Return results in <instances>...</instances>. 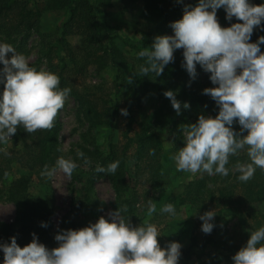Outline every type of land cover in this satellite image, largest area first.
<instances>
[{
	"label": "clouds",
	"instance_id": "9594fccd",
	"mask_svg": "<svg viewBox=\"0 0 264 264\" xmlns=\"http://www.w3.org/2000/svg\"><path fill=\"white\" fill-rule=\"evenodd\" d=\"M221 8L226 20L235 17L242 23L221 27L217 20V10ZM169 27L173 35L156 36L150 48L144 47L137 53L145 60L139 74L162 75L164 68L173 62L174 52L182 49L181 67L190 78H195L197 65L210 73L213 87L204 88L202 94L208 95L218 107L214 117L199 115L195 123L181 129L184 146L172 157L177 171L228 176L229 157L246 150L249 162H237L233 170L239 174V181H249L257 168L264 170V51L261 50L264 36L250 42L254 28L264 31V3L198 0L195 6L185 5L182 17ZM0 65V85H3L0 89V146H10V138L18 126L27 133L53 128L71 89H61L58 75L30 66L27 57L2 41ZM127 82H132L131 76ZM163 95L178 115L182 107H190L187 102L181 104L173 90ZM120 113L128 115L126 109H121ZM234 123L240 126L239 132L234 130ZM0 152L7 154L4 147H0ZM77 156L83 159L85 166L91 164L83 152L78 151ZM119 163L113 161L106 168L97 165L95 171L114 174ZM77 167L72 159L59 157L53 167L45 165L41 175L52 178L60 172L71 178ZM155 211L149 199L148 215ZM161 211L176 215L171 203L165 204ZM126 212L124 205L110 211L107 219L100 216L86 227L60 230L54 236L58 246L51 249L40 243L35 233L23 247L11 237L10 242L0 243L3 253L0 264H178L182 245L173 241L161 247L157 240L158 227L147 221L134 227L129 217L122 215ZM216 215L215 210H209L198 217L203 233L212 232ZM46 226L41 223V227ZM231 260L232 264H264V227L250 232L246 243Z\"/></svg>",
	"mask_w": 264,
	"mask_h": 264
},
{
	"label": "trees",
	"instance_id": "16d2710c",
	"mask_svg": "<svg viewBox=\"0 0 264 264\" xmlns=\"http://www.w3.org/2000/svg\"><path fill=\"white\" fill-rule=\"evenodd\" d=\"M109 7L119 8L124 13L128 9L126 0H103ZM140 17L152 25V29L141 31V45L150 48L156 36H163L171 29L170 23L182 17L184 6H195L198 0H139ZM251 4L259 5L264 0H249ZM119 6V7H118ZM63 12L64 19L60 22L53 33L42 34V53L45 56L47 71L55 73L60 78L61 89L70 88V97L78 104V111L86 124V134L89 135V149L81 148L91 164L88 166L86 183L92 185L96 179L105 177L110 182L115 200L113 207L119 210L127 206V212L123 216L129 217L132 222L135 219L137 205L140 200L137 181L139 177L146 178L143 183L151 185L155 190L163 191V147L158 136V128H175L177 125L195 123L199 115L214 117L218 112L215 102L208 96L202 94L204 88L213 87L210 83H203L202 73L205 72L197 65L195 78H190L184 68L182 49L174 52V60L165 68L162 75L154 77L141 76L139 69L145 64L143 58H129L114 44L113 37L107 43L100 41V30L97 14L93 0H43L41 8L31 6L28 0H0V34L6 36L24 34L28 31L40 30V17L42 12ZM217 20L221 27H229L231 23L242 21L234 17L231 21L225 19L223 8L217 10ZM264 36V31L254 28L250 42H256L257 38ZM79 37L75 46L71 38ZM261 50L264 51L261 47ZM114 66L117 74L125 79L126 70L124 65L130 66L134 84H127L128 95L123 108L128 115L124 136L136 127L132 136L120 150H112L109 146L105 152L95 142L97 130L113 124V115L120 111L121 107L115 103L113 109L108 99L103 98L101 92L90 93L88 88L80 85L75 87L74 74L76 71H84L93 66L97 70H103L108 66ZM2 67V65H0ZM72 73V75H71ZM3 85H0V89ZM173 90L176 99L183 104L187 102L188 109L181 108L178 115L171 107L170 100L163 93ZM148 99L153 100L151 110L145 107ZM109 113V115H108ZM235 131H240V126L233 124ZM61 122L58 114L51 129H40L34 133H27L23 127L18 126L15 134L22 140V150L19 155H10L0 152V184L5 182L12 170L14 163L19 164L20 176L1 189V195L14 203L16 207L15 217L12 222H0V243L10 242L15 237L20 247L27 245L35 233L38 241L49 249L57 247L58 243L52 233L51 214L53 211V198L50 194L43 192L33 195L29 191L30 178L28 174L42 172L44 166L49 168L55 165L57 158L62 157L59 147V134ZM243 134H246L243 133ZM85 139V138H84ZM184 146L183 134H179L176 145ZM134 147V148H133ZM131 148L132 151H131ZM150 154V153H153ZM127 154L129 158L126 157ZM83 160V159H82ZM119 161V167L114 174L97 173V165L107 167L113 161ZM128 162L130 164H128ZM249 162L246 150L238 152L229 157V175L222 177L218 184L208 185L207 176H198L184 185L183 193L170 195L165 202H186L196 205L198 208L230 210L238 219L241 229L244 231L247 224L245 208L249 205L264 202V170L256 169L254 176L247 182L237 179L239 175L233 168L237 163ZM218 175V174H217ZM216 176V175H215ZM214 176V177H215ZM209 177H207L208 180ZM158 191V190H157ZM147 194H142L146 198ZM87 198V196L85 197ZM88 199V198H87ZM209 207V208H207ZM46 227H41V223ZM90 221H67L64 219L62 228L79 229L86 227ZM212 243L211 239H206ZM235 253L223 255L231 260ZM184 261L193 256L190 248L181 250Z\"/></svg>",
	"mask_w": 264,
	"mask_h": 264
},
{
	"label": "rangeland",
	"instance_id": "374dc122",
	"mask_svg": "<svg viewBox=\"0 0 264 264\" xmlns=\"http://www.w3.org/2000/svg\"><path fill=\"white\" fill-rule=\"evenodd\" d=\"M31 6L41 8L43 0H28ZM95 11L97 14L100 30V41L107 43L112 38L114 44L117 45L125 55L129 58L137 57V53L145 46L141 45V31L152 29V25L147 23L140 17L139 0H126L128 9L122 13L119 8L106 6L103 0H93ZM119 7V6H118ZM64 19L63 12H42L40 17V30L28 31L24 34L6 36L0 34V41L11 44L18 53L28 58L30 66L37 70H46V60L42 49V34L53 33L60 22ZM165 35H173L172 29ZM79 37L71 38L72 44L75 46L79 42ZM264 50V45H261ZM148 48V47H145ZM10 56L11 54H7ZM126 70L125 79L117 74L114 66H108L103 70H97L93 66L88 67L84 71H76L74 74L75 87L88 88L90 93L101 92L103 98L108 99L111 109L115 103L124 109L128 90L127 84L133 85L134 79L130 73V66L124 65ZM72 75V73H71ZM210 73L203 72L201 77L203 83H210ZM132 77V82L128 83V77ZM82 84L83 88L80 86ZM145 107L151 110L153 100L148 99L144 103ZM109 115V113H108ZM58 117L61 122V130L59 134V147L62 151V157L72 159L79 167H77L71 178L57 172L56 176L49 178L30 172L29 191L33 195H39L46 192L53 198V211L51 214L52 233L56 235L62 228L64 219L67 221L86 220L95 223L100 216L108 218L110 211H115L113 202L115 200L114 190L105 177L95 180L92 185L86 183L88 166L84 165L83 160L77 156V152H82L81 148H90L88 142L89 135L86 134V124L79 115L78 104L72 97L68 96L64 107L59 110ZM113 124L97 130L95 142L98 147L107 152L110 147L119 154L122 147L127 142V138L132 136L137 130L135 126L124 136L126 130L127 117L121 115L120 111L113 115ZM179 125L175 128L161 127L158 128V136L161 141L162 151V168H163V191L157 190L151 185L143 183L146 178L139 177L137 185L139 189L140 200L137 205L135 219L132 225H143L145 221L152 223L158 227L160 235L157 237L161 247L168 242H179L181 250L193 252V256L184 261L182 255L178 264H232V261L226 259L223 255L226 253H236L247 241L249 233L264 227V202L249 205L245 208L247 224L243 231L240 227L237 217L227 209H207L197 207L189 202L177 204L176 202H168L174 205L176 215L172 216L161 211L162 207L167 204L166 198L170 195L182 194L184 185L188 181L198 177H209L206 183L208 185L218 184L222 181L221 175H208L207 173H191L187 171H177L176 163L172 159L182 148L180 144L176 145V139L179 134H183ZM85 138V139H84ZM10 146L4 147L7 154L19 155L22 150V140L18 134L11 138ZM109 146V147H108ZM134 148V147H133ZM131 148V151L132 149ZM130 154L126 157L129 158ZM128 164H130L128 162ZM53 167V166H52ZM234 169V168H233ZM21 169L19 164L14 163L12 170L5 182H1L2 187L9 184L10 181L20 176ZM215 176V177H214ZM142 194H147L146 198ZM87 196V198H85ZM151 199L155 205L156 211L149 216L147 212L148 200ZM215 210L217 215L214 217L213 223L215 227L210 234L201 231V220L198 218L204 212ZM16 207L14 203L6 199L0 192V222H12L15 217ZM206 239H211L212 243H207ZM3 260V253L0 252V261Z\"/></svg>",
	"mask_w": 264,
	"mask_h": 264
},
{
	"label": "crops",
	"instance_id": "0c3cea01",
	"mask_svg": "<svg viewBox=\"0 0 264 264\" xmlns=\"http://www.w3.org/2000/svg\"><path fill=\"white\" fill-rule=\"evenodd\" d=\"M45 12H50V11H45Z\"/></svg>",
	"mask_w": 264,
	"mask_h": 264
}]
</instances>
